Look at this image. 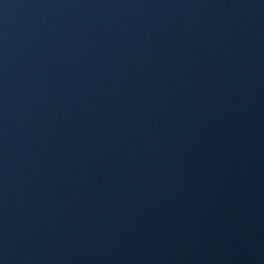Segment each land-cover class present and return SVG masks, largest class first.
Returning <instances> with one entry per match:
<instances>
[{"label":"water","instance_id":"95a60500","mask_svg":"<svg viewBox=\"0 0 264 264\" xmlns=\"http://www.w3.org/2000/svg\"><path fill=\"white\" fill-rule=\"evenodd\" d=\"M0 264H264V0H0Z\"/></svg>","mask_w":264,"mask_h":264}]
</instances>
